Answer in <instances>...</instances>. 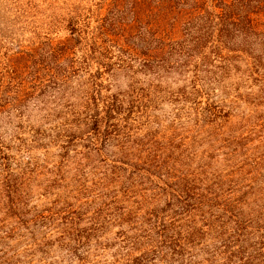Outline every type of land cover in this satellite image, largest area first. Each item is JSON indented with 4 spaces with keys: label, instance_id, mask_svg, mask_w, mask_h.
Listing matches in <instances>:
<instances>
[{
    "label": "trees",
    "instance_id": "16d2710c",
    "mask_svg": "<svg viewBox=\"0 0 264 264\" xmlns=\"http://www.w3.org/2000/svg\"><path fill=\"white\" fill-rule=\"evenodd\" d=\"M0 264H264V0H0Z\"/></svg>",
    "mask_w": 264,
    "mask_h": 264
}]
</instances>
